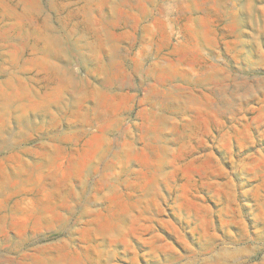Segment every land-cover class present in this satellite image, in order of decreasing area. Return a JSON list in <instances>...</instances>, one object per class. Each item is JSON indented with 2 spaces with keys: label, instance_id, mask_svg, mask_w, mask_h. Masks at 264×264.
Returning a JSON list of instances; mask_svg holds the SVG:
<instances>
[{
  "label": "rangeland",
  "instance_id": "374dc122",
  "mask_svg": "<svg viewBox=\"0 0 264 264\" xmlns=\"http://www.w3.org/2000/svg\"><path fill=\"white\" fill-rule=\"evenodd\" d=\"M0 264H264V0H0Z\"/></svg>",
  "mask_w": 264,
  "mask_h": 264
}]
</instances>
